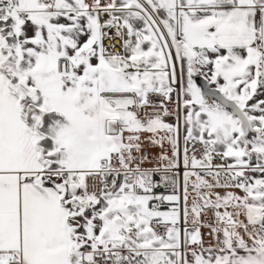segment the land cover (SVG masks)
I'll return each instance as SVG.
<instances>
[{"label": "snow or ice", "instance_id": "snow-or-ice-1", "mask_svg": "<svg viewBox=\"0 0 264 264\" xmlns=\"http://www.w3.org/2000/svg\"><path fill=\"white\" fill-rule=\"evenodd\" d=\"M0 264H264V0H0Z\"/></svg>", "mask_w": 264, "mask_h": 264}]
</instances>
